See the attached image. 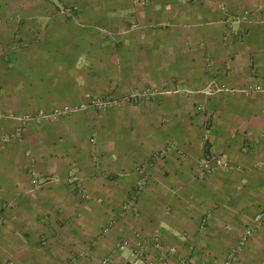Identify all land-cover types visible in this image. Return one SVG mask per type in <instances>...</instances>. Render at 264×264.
<instances>
[{"label":"crops","instance_id":"crops-1","mask_svg":"<svg viewBox=\"0 0 264 264\" xmlns=\"http://www.w3.org/2000/svg\"><path fill=\"white\" fill-rule=\"evenodd\" d=\"M263 211L264 0H0V264H264Z\"/></svg>","mask_w":264,"mask_h":264},{"label":"built area","instance_id":"built-area-1","mask_svg":"<svg viewBox=\"0 0 264 264\" xmlns=\"http://www.w3.org/2000/svg\"><path fill=\"white\" fill-rule=\"evenodd\" d=\"M180 90L176 89L173 90V93H179ZM184 92V91H182ZM186 92V91H185ZM190 93V91L188 90ZM168 93H171L168 91ZM157 93L156 92H142V93H134L130 94L126 98H124V101L126 102H141L145 101L146 99H149L151 97H154ZM123 101V102H124ZM122 101H114V100H107V101H102V102H96V105L100 106L101 108H107L115 105H120ZM227 164L217 155L214 154H205V156L202 159L201 163V169H202V176L208 174L209 172L214 171L217 168H226ZM144 178L141 180V184L144 182ZM135 199V194L130 197V199L127 202V209H132L133 207V202ZM264 217V211L261 212L257 218L256 222L260 223ZM245 239V238H244ZM126 242L122 241L117 244V248L123 249L126 247ZM237 250H232V252L229 254L227 257V260L224 261L221 264H232L235 261V256H236ZM148 256L145 253V250L143 247H140L139 249L135 250L134 252L131 253L130 257H126L124 261L121 264H153L152 262H148ZM162 260V259H161Z\"/></svg>","mask_w":264,"mask_h":264},{"label":"rangeland","instance_id":"rangeland-1","mask_svg":"<svg viewBox=\"0 0 264 264\" xmlns=\"http://www.w3.org/2000/svg\"><path fill=\"white\" fill-rule=\"evenodd\" d=\"M66 13H67L70 17H72V18L75 17L74 14H73V12H72L71 10H67Z\"/></svg>","mask_w":264,"mask_h":264}]
</instances>
